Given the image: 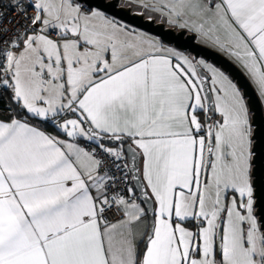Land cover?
<instances>
[{
  "label": "snow or ice",
  "instance_id": "1",
  "mask_svg": "<svg viewBox=\"0 0 264 264\" xmlns=\"http://www.w3.org/2000/svg\"><path fill=\"white\" fill-rule=\"evenodd\" d=\"M137 3L264 95V0ZM114 7L0 0V264H264L241 89Z\"/></svg>",
  "mask_w": 264,
  "mask_h": 264
},
{
  "label": "water",
  "instance_id": "2",
  "mask_svg": "<svg viewBox=\"0 0 264 264\" xmlns=\"http://www.w3.org/2000/svg\"><path fill=\"white\" fill-rule=\"evenodd\" d=\"M103 2L115 4L114 8L107 9L108 14L113 15L131 26L161 38L164 43L173 45L179 50L188 51L196 58H204L210 61L222 68L236 81L242 89L249 109L252 112V126L254 128L252 136V177L254 198L257 202V208H259L260 204L264 203V108L256 89L244 71L222 53L199 43L196 34L190 33L186 29L177 30L176 28L168 27L163 22L146 17L144 13L134 11L131 6L121 4L120 0H103ZM205 74L210 77L206 71ZM212 100H214L213 95ZM208 103L211 105L212 101L210 100Z\"/></svg>",
  "mask_w": 264,
  "mask_h": 264
},
{
  "label": "crops",
  "instance_id": "3",
  "mask_svg": "<svg viewBox=\"0 0 264 264\" xmlns=\"http://www.w3.org/2000/svg\"><path fill=\"white\" fill-rule=\"evenodd\" d=\"M213 2L214 3H216V2H219V0H213ZM120 3L121 4H124V5H127V6H131L132 7V9L134 10V11H138V12H140V13H144L145 12V16L146 17H150V18H154V19H156V21H158V22H164L163 21V19H160V17H157L156 15H155V12L154 11H152V10H150V11H144V7H142V6H140L138 3H137V0H120ZM160 14V13H159ZM110 16H113V15H111V14H109ZM116 18V17H115ZM117 20H119L118 18H116ZM121 21V20H120ZM122 22H124V21H122ZM124 23H126V22H124ZM127 24V23H126ZM131 26V25H130ZM173 28H176L177 30H180L178 27H177V25H171ZM132 27H134V26H132ZM134 28H136V27H134ZM136 29H139V28H136ZM139 30H141V29H139ZM188 30V29H187ZM141 31H143V30H141ZM144 32H146V31H144ZM188 32H192V31H190V30H188ZM148 33V32H147ZM150 34V33H149ZM195 34H197V33H195ZM152 35V34H151ZM155 36V35H154ZM203 41H202V44H204V45H207V46H209V47H211L212 49H214V50H216V51H218V52H220V53H222L223 55H225L226 57H228L230 60H232L233 62H235L243 71H244V73L247 75V77L250 79V81L252 82V84H253V86H254V88L256 89V91H257V93H258V95H259V97H260V99H261V101H262V105H263V108H264V95H261L260 94V92H259V89L256 87V85L254 84V82L251 80V78L248 76V74H247V72L245 71V69L240 65V63L234 58V57H232L227 51H224V50H222V49H220L218 46H216L212 41H210V40H204V39H202ZM170 47H174V48H176L175 46H173V45H170ZM177 49V48H176ZM177 50H179V49H177ZM182 51V50H181ZM184 53H189L188 51H184ZM32 124H34V125H36V126H38V127H40L39 125H37V124H35V123H33V122H31ZM41 128V130H43V131H46V132H48V133H50V134H52V135H59V134H55V133H53V132H51V131H48V130H46V129H44V128H42V127H40ZM252 129H253V127H252ZM80 143H81V145L82 146H85L84 145V141L82 140V141H80ZM137 202H140L139 200L137 201ZM142 206H145V205H143L142 204ZM189 227H191V225H188Z\"/></svg>",
  "mask_w": 264,
  "mask_h": 264
},
{
  "label": "rangeland",
  "instance_id": "4",
  "mask_svg": "<svg viewBox=\"0 0 264 264\" xmlns=\"http://www.w3.org/2000/svg\"><path fill=\"white\" fill-rule=\"evenodd\" d=\"M151 10V8H148V9H145L144 8V11H150ZM144 14H145V12H144ZM146 15V14H145ZM155 15L157 16V17H160V19H163V23H165L166 24V26H168V27H172L171 25H173V24H171V23H169L168 22V20H167V18L166 17H164L163 15H161V14H159L158 12H155ZM177 27L179 28V26L177 25ZM180 29V28H179ZM139 30V29H138ZM181 30V29H180ZM187 30V29H186ZM188 31V30H187ZM190 33H194V32H190ZM149 34V33H148ZM195 34V33H194ZM149 35H151V34H149ZM196 36H197V41L199 42V43H201L202 44V38L198 35V34H196ZM205 40V39H204ZM165 44H167V43H165ZM168 46H170V44H167ZM204 45V44H203ZM207 46V45H206ZM209 47V46H208ZM211 48V47H210ZM179 51H181V50H179ZM182 52H184V51H182ZM186 55H189V56H193L190 52L189 53H185ZM197 59H200V58H197ZM204 59V58H203ZM205 60V59H204ZM207 61V60H206ZM208 63H211L210 61H207ZM235 63V62H234ZM211 64H213V63H211ZM214 66H216V67H218V68H220L219 66H217V65H215V64H213ZM221 70H223L222 68H220ZM224 71V70H223ZM226 73V75H228L229 76V78L230 79H232V77L227 73V72H225ZM209 75H211L210 73H208ZM233 80V79H232ZM210 82V81H209ZM233 82L234 83H236V81L235 80H233ZM237 84V83H236ZM237 86H238V84H237ZM239 87V86H238ZM240 88V87H239ZM241 89V88H240ZM241 92H242V94H243V91H242V89H241ZM213 95V99H214V94H212ZM244 95V94H243ZM245 98V97H244ZM245 101H246V104H247V106H248V102H247V99L245 98ZM248 109H249V106H248ZM210 114V113H209ZM221 119V117H220V115L217 113V117H214L213 118V120H220ZM249 120H250V124H251V126H252V112L250 111V109H249ZM253 127V126H252ZM254 129V128H253ZM253 129H252V136H253ZM252 148H253V139H252ZM252 181H253V177H252Z\"/></svg>",
  "mask_w": 264,
  "mask_h": 264
},
{
  "label": "trees",
  "instance_id": "5",
  "mask_svg": "<svg viewBox=\"0 0 264 264\" xmlns=\"http://www.w3.org/2000/svg\"><path fill=\"white\" fill-rule=\"evenodd\" d=\"M9 95H10L9 92H5V94L2 97H0V111H3L6 109V107L8 105ZM13 107H15V105H13ZM209 113L211 114V112H209ZM214 117H217V114H215V116H213V118ZM31 122L39 125L40 127L44 128L48 131H51L55 134H58V132L53 128V126L50 123L42 122L38 119H32Z\"/></svg>",
  "mask_w": 264,
  "mask_h": 264
},
{
  "label": "built area",
  "instance_id": "6",
  "mask_svg": "<svg viewBox=\"0 0 264 264\" xmlns=\"http://www.w3.org/2000/svg\"><path fill=\"white\" fill-rule=\"evenodd\" d=\"M31 12V10H29ZM13 15H15V13H13ZM5 94V91H3L2 89H0V97H2ZM84 145L86 146V144L84 143Z\"/></svg>",
  "mask_w": 264,
  "mask_h": 264
}]
</instances>
